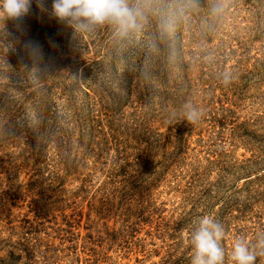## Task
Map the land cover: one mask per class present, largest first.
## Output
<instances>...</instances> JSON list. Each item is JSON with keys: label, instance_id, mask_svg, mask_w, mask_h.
<instances>
[{"label": "rangeland", "instance_id": "374dc122", "mask_svg": "<svg viewBox=\"0 0 264 264\" xmlns=\"http://www.w3.org/2000/svg\"><path fill=\"white\" fill-rule=\"evenodd\" d=\"M51 3L0 27V264H190L202 215L231 264L264 232V0H156L126 37Z\"/></svg>", "mask_w": 264, "mask_h": 264}, {"label": "clouds", "instance_id": "9594fccd", "mask_svg": "<svg viewBox=\"0 0 264 264\" xmlns=\"http://www.w3.org/2000/svg\"><path fill=\"white\" fill-rule=\"evenodd\" d=\"M31 3L32 0H0V27L7 21L21 20L29 13ZM36 3L39 9L45 10L44 0H36ZM155 3L156 0H52L50 14L75 33L110 25L117 37H126L140 31L150 14H157ZM181 3L191 5L195 0H181ZM175 29V19L160 16L162 38L172 36ZM30 47L36 51L34 46ZM185 107L186 121L196 123L202 113L190 105ZM225 236V226L214 217H198L188 235L192 250L190 264H225V249L221 245ZM259 256H264V232L258 233L254 242L235 237L229 257L231 264H256Z\"/></svg>", "mask_w": 264, "mask_h": 264}]
</instances>
